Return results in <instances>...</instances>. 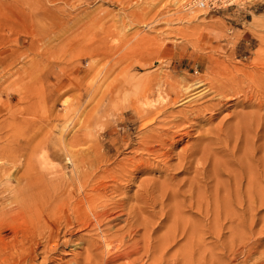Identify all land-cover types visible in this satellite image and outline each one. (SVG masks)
I'll list each match as a JSON object with an SVG mask.
<instances>
[{
  "label": "rangeland",
  "instance_id": "1",
  "mask_svg": "<svg viewBox=\"0 0 264 264\" xmlns=\"http://www.w3.org/2000/svg\"><path fill=\"white\" fill-rule=\"evenodd\" d=\"M1 1L8 2L9 0ZM192 1L194 0H35V18L37 22L32 32L27 30L24 22H20L21 19L14 14L12 9H5L0 12L1 51H4L0 94V114L2 115L0 120L1 123L3 122L1 137L3 144L1 142L0 147L1 149L5 148L7 151L9 148L7 142L11 141V136L18 137L17 141H19V145L21 144L19 147H22V149L17 154L20 155L22 153L24 156L20 155V168L16 170V172H19L14 173L16 175L15 178H17L22 173V163L27 156H33L37 153V150L39 151V148L40 150L44 149V145L46 146H44L45 150L48 149L47 151L51 152L49 156L56 162V168L61 169L65 166V153L60 145L61 141L65 140L64 143H67L72 135L77 139L94 140L92 141L93 144L91 142L93 146L89 150L86 147L80 148H83L86 153L95 150L97 155L99 154L98 147L96 149L95 145L97 143L99 146L104 144L105 153L109 157L110 162L108 166H103L101 170L106 168V171L114 172L113 175L115 177L123 172L126 175L119 180L117 179L118 176L116 177V184L119 187L123 185L120 188V193L124 192L122 193L123 195L117 192V197H115V194L110 193L107 196H114L111 198H114L115 201H118L119 197V199H123V196H125V199L127 197L126 200L124 199L125 201L117 202L121 206L116 205L117 209L115 211L121 215L112 224L113 227L117 224L115 228L109 226L112 231L109 230L108 236L113 237L114 234L116 237V234H121L120 236L126 238L129 228H126L128 225H126L127 223L124 220L128 219L130 221L133 219V221H130L133 223L135 218H138L137 222L131 224L134 225L135 238H133V233L135 232L131 233L133 241L130 240V242L132 241L129 243L130 246L126 244L118 248V250L120 252L130 251L138 249L140 246L139 254H136V256L132 255L130 260H119L111 264H124V262L127 263L129 261L132 264H162V260L165 264H183L181 257L175 258L174 256L176 253L183 251L185 238L180 236V232L177 235V248L170 250L174 253H172L173 255H165L166 258L170 256L169 259H166V262L165 257L161 258L162 249L158 250L164 239L163 237L167 235L166 233L171 226L175 225L174 220L176 221V219V224L180 227L177 231L183 227V224L186 226L185 224L188 223L187 225L191 229L190 232L193 231V233L191 232L192 238L194 235L196 241L193 240L195 248L193 247L192 258L188 259L187 264H191V262H193L192 264H220L232 259L233 254H235L236 258L230 264H241L242 259L245 258L247 247L251 244L257 246V252L250 257L247 263L254 264L259 257V253L264 252V206L257 204L256 209L251 211L256 218L250 214L249 208L251 207L248 206L251 201L256 200V203H258L257 201L264 197V195H261V192H264V186H262L264 185V75H262L264 71H261L264 68V59H262L264 58V0H227L226 2L207 3L205 6L199 4L197 7L196 5H191ZM135 76L149 78L151 81L147 79L146 82L149 83L150 81L151 84H153V79H155L154 82L156 80L160 81L164 76L161 81L167 79L172 85H179V88L191 85V82L193 84L196 80L204 79L205 82L211 83L210 90L215 89L207 91L200 99H192L189 102L183 101L182 103L185 106L182 103L174 106L170 104V106L172 105L171 107L167 105L166 107L169 108H167L165 115L162 114L158 119H162L164 116L168 118L166 119L170 122L168 127L160 128L159 123V126L156 124L158 127L156 125H152V127L142 126L148 120L147 118L138 117L130 109L124 110L122 113L115 111L116 101H119V104L121 97H114V100H110L112 96L111 90L116 91L117 84L121 81L123 84L127 77L133 78ZM150 83L144 84V86L147 85L146 88L148 89ZM250 83L251 85H249ZM155 87L156 85L153 88L155 89ZM216 90L224 93L225 96L224 94H214ZM245 90L246 93L244 92ZM236 91L239 93L235 94L236 96H232L233 92ZM157 93H153L154 95L148 92L141 93L143 96H145L144 94L146 96L149 94L147 96L149 101L155 102L151 103L152 106L145 109H160L159 107L162 104L160 102V104H157L156 102ZM110 94L111 96H109ZM208 103H210V106ZM174 108L178 110L179 116ZM171 110L174 111L172 112ZM135 115L136 117H134ZM181 116L183 117L181 118ZM12 117L16 120L13 127H11ZM87 120H89L88 123ZM172 124L171 130L170 126ZM150 129L157 136L158 134L162 135L163 138L162 143H156L157 145L155 143L151 144L152 142L149 141V145H156L153 148L154 151H152L153 149H148V147V151L145 150V145L149 142L146 143L144 138L151 133V131L149 132ZM168 130L169 132H167ZM144 132L145 134H143ZM139 135L145 136L140 137ZM111 137L112 139L116 138L119 142L122 138L121 140L127 142L129 146L127 149H122L119 145H110L109 140H111ZM141 140L146 144L143 143L142 145ZM250 144L252 149H249L251 148ZM139 147L144 149L145 152L140 151ZM99 148V151H101V147ZM209 148L212 150L209 152H212L211 154L213 155L207 152L209 155L205 157L206 150H209ZM76 149L78 150L79 148L77 147ZM247 151L249 152L247 153ZM204 153L205 155H203ZM218 154L219 156H217ZM244 154L248 156L246 157ZM6 155H9V153ZM92 155L93 153L90 154V156ZM90 156H87V158H90ZM198 158L202 159H200L201 162ZM237 158H240V161ZM256 160H259V162ZM241 167L242 170L244 167L245 171L249 170L247 174H256V180H258L256 185L254 182L253 188L257 187V190L258 186H260L258 191L249 187V183L246 182L245 178L246 172L242 171L243 177ZM248 167L254 171L252 170L251 172ZM69 169L63 171L70 175L71 168L69 167ZM114 170L119 172L115 173ZM237 170L240 173H237L238 175L236 174ZM228 173H232L233 176ZM215 175H218V178ZM235 176L240 178H236V181L235 178H232ZM246 177H250L249 174ZM241 178L242 180H240ZM239 180L242 184L239 183ZM13 181L14 179L9 183V186L7 184L6 186L14 187L16 183ZM142 181L143 183H141ZM234 181H236V187L237 184H240L237 189H242L237 192L233 190L234 193L236 192L235 196L233 191H231L236 189ZM107 182L110 185L111 180L110 182L107 180ZM145 182H147V185ZM114 184L113 182L112 185ZM245 184L248 185H246V189H253H250L253 192H249V198L245 195L247 194ZM6 186L2 185L1 187ZM143 187L147 189L144 191ZM243 187L246 190L245 194ZM254 190L261 195L260 198L259 196L257 197ZM141 191L144 193L147 191L146 194L148 195H144ZM174 191L176 192L175 194ZM229 192L232 197H224L229 195ZM238 194L241 195L238 196ZM251 194H254V197ZM189 197H192L193 200H189ZM137 198L138 200L140 198L139 201L141 202ZM223 198H226V200L230 198L226 203L231 206L233 214L235 212L238 217L240 215L243 216L240 218L246 221V223L244 222L245 228L249 226L251 217L254 218H252L255 221L252 225V235L248 227L247 230L242 227L240 231L241 229L248 231L249 233L245 232L248 236L245 235L244 231V234L241 231L245 238L231 239L230 230L228 229L229 227H234V225L230 223L229 219H226V221L223 219L224 215L222 213L224 212L225 214V210L222 207L224 206L219 205V202L224 200ZM245 198L247 201H245ZM144 199L147 200L145 201ZM198 200L202 201V207ZM218 200L219 202L216 204ZM238 200H242L241 204L243 206L237 205ZM212 201L218 206L217 209H223L224 211L218 210V212L220 211L219 213L215 211L216 213L213 212L214 215L212 211L213 209L216 210V208H213ZM144 202L147 203V206H144ZM186 202H190V204L192 202L193 204L190 206ZM122 203L125 205V209ZM131 205L135 207L134 210L136 207H141L136 209L139 215L136 214V210L134 211L132 210L133 208H130L132 207ZM245 205H247L248 210H244L245 208L243 207ZM108 207H111V205ZM126 207L132 211L130 210L129 212ZM205 209H208V213ZM123 210L125 211L124 213H122ZM127 210L129 213L126 212ZM130 214L135 215L134 218H131L130 216L132 215ZM218 214L220 215L219 218L222 217L219 219L222 222L220 221L219 223L224 224L220 240L214 237V232H217V230L212 231L214 222L210 223L212 216H214V221ZM140 221L144 226L141 225ZM124 223L125 225H123ZM119 226L123 228L120 230ZM175 226L177 227V225ZM143 227L144 229L146 228V232L143 231ZM118 229L121 232L125 229L127 231L125 230L126 233L122 234L123 232L121 233ZM142 231L146 233L143 236H141ZM110 232H113V234L111 235ZM81 234L84 235L85 233L81 232ZM92 235L90 237L89 234L84 235V237L87 236L86 240L83 237L86 244L83 242V245L78 246L79 248L76 247V250L73 251L77 253L66 256L58 264H72L71 261L74 258H79L80 254L82 256L84 252H87L86 255L94 253L89 255L90 260H92L90 264H94L95 260V262L98 261L97 264L100 263L99 261L102 262L104 257L100 254L101 251L90 248L92 246L91 241H96V237ZM183 236H186V234ZM145 239L146 241H144ZM217 240L219 243L223 241L225 243H218V245ZM229 240L231 242L235 241L236 247ZM227 242L228 244H226ZM132 243L133 245L131 246ZM134 245L136 246L133 247ZM232 246L234 247L232 249L237 250L230 249ZM147 248L148 250L150 248L149 253ZM98 251L100 252L98 253ZM232 252L235 253L232 254ZM213 257L218 260L213 261Z\"/></svg>",
  "mask_w": 264,
  "mask_h": 264
},
{
  "label": "bare ground",
  "instance_id": "2",
  "mask_svg": "<svg viewBox=\"0 0 264 264\" xmlns=\"http://www.w3.org/2000/svg\"><path fill=\"white\" fill-rule=\"evenodd\" d=\"M219 1H223V2H226L227 0H194L192 1L191 5L193 4L194 6L196 5V7L199 5V4H203L205 6V4L207 3H211V2H219ZM145 5V4H144ZM5 9H12L14 14L17 15L18 18H20V22L23 23L26 25L27 27V30H29L30 32H32L34 30V27L36 25V18H35V0H9L8 2H2L0 0V12L5 10ZM177 12V11H176ZM175 13V12H174ZM178 15V13H177ZM182 15V14H181ZM173 17V16H172ZM181 17V16H180ZM122 22V21H121ZM180 22V21H179ZM195 29V28H194ZM123 30V29H122ZM122 32V31H121ZM168 32V31H167ZM255 32V31H254ZM171 33V32H170ZM173 33V32H172ZM257 33V32H256ZM255 33V34H256ZM248 34V33H247ZM253 35V34H252ZM129 36V35H128ZM254 36V35H253ZM256 36V35H255ZM131 37V36H130ZM135 37V36H134ZM185 38V37H184ZM257 38V37H256ZM17 39V38H15ZM126 39V38H125ZM198 40V39H197ZM138 41V40H137ZM117 43V42H116ZM128 43V42H127ZM195 44V43H194ZM193 44V45H194ZM117 45V44H116ZM198 47V46H197ZM249 47V46H248ZM2 50V47H1V35H0V94H1V86H2V80H1V71L3 70L2 69V66H3V60H2V57H3V52L1 51ZM197 50V49H196ZM203 51V50H201ZM208 51V50H207ZM118 53V52H117ZM209 54V53H208ZM207 54V55H208ZM212 54V53H211ZM5 55V54H4ZM206 55V54H205ZM219 55V54H218ZM6 56V55H5ZM213 56V55H212ZM221 56V55H220ZM156 59V58H155ZM223 59V58H222ZM253 59V58H252ZM264 59V58H262ZM6 60V59H5ZM154 60V59H153ZM157 60V59H156ZM261 60V59H260ZM206 61V60H205ZM253 61V60H252ZM8 63V62H7ZM153 63V62H152ZM221 63V62H220ZM241 63V62H240ZM260 63V62H258ZM144 64V63H143ZM148 64V63H147ZM146 64V65H147ZM210 64V63H209ZM229 64V63H228ZM251 64V63H250ZM5 65V64H4ZM145 65V64H144ZM168 65V64H167ZM231 65V63H230ZM252 65V64H251ZM250 65V66H251ZM149 66V65H148ZM212 66V65H211ZM255 66V65H254ZM196 67V66H195ZM217 67V66H216ZM242 67V66H241ZM247 67V66H246ZM258 67V66H257ZM250 68V67H249ZM158 69V68H157ZM212 69V68H211ZM234 69V68H233ZM244 69V68H243ZM258 69V68H257ZM260 69V68H259ZM159 70V69H158ZM157 70V71H158ZM248 70V69H247ZM252 70V69H251ZM160 71V70H159ZM209 71V70H208ZM258 71V70H257ZM261 71H264V68H262ZM211 72V71H210ZM238 72V71H237ZM159 73V72H158ZM162 73V72H161ZM164 73V72H163ZM169 73V72H168ZM206 73V72H205ZM212 73V72H211ZM235 73V72H234ZM165 74V73H164ZM237 74V73H236ZM3 75V74H2ZM136 75V74H134ZM162 75V74H161ZM209 75V74H207ZM264 75V74H262ZM133 76V75H132ZM205 76V75H204ZM213 76V75H212ZM128 77H131V76H128ZM126 79L125 83H119L116 85L117 89L116 91L115 90H111V94L109 96L110 97V100H114L113 98H119L121 97V102L118 104L119 101H116L117 105H116V109L115 111H120V113H122L124 110H128L130 109L131 111H133L134 113H136V115H138V117H143L144 119L147 118L148 120L142 124V126H151L152 125H158V123L160 124V128H163L165 126H169L170 125V122H168L164 115L166 113V110L167 108L169 107H166L167 105L170 106V104H172L173 106L175 104H178V103H182L183 101L184 102H189L191 101L192 99L196 100V99H200L202 98L205 93H207V91H212L210 90L211 88V83L210 82H205L204 79H199V80H196L194 81V83L192 84L191 82V85L189 84L188 86H185L182 88H179V85L178 86H175L172 85L167 79H163L162 77L160 81H155V79H153V84L150 83V79L149 78H146L144 76H135L133 78H128ZM149 77V76H148ZM152 77V76H150ZM3 78V77H2ZM5 78V77H4ZM156 78V77H155ZM160 78V77H159ZM150 80L149 83V88L147 89V85L144 86V84H149L148 82H146V80ZM174 79V78H173ZM176 79V78H175ZM182 79V78H181ZM238 79V78H236ZM179 80V78H178ZM15 81V79H14ZM17 81V80H16ZM118 81V80H116ZM120 81V80H119ZM118 81V82H119ZM210 81V80H209ZM117 82V83H118ZM182 82V81H181ZM229 82V81H228ZM246 82H248L246 80ZM189 83V82H188ZM115 84V83H114ZM180 84V83H179ZM218 84V83H217ZM227 84V83H226ZM253 84V83H252ZM156 85L155 89L153 88L154 86ZM169 85V86H168ZM184 85V84H183ZM239 85V84H238ZM251 85V83L249 84ZM213 86V85H212ZM233 86V85H232ZM241 86V85H239ZM181 87V85H180ZM217 87V86H215ZM235 87V86H234ZM251 87V86H250ZM114 88V86H113ZM228 88V87H227ZM238 88V87H237ZM247 88V87H245ZM115 89V88H114ZM184 89V90H183ZM209 89V90H208ZM219 90V89H217ZM214 93H218L219 95L221 94H224V93H220L219 91H217ZM239 90V89H238ZM115 91V92H114ZM148 92V93H157V104L160 102L162 105L161 107H159L160 109H148L150 106H152L151 103H155V102H152V101H149L148 99V95L146 96V94H144L145 96L141 95V93L143 92ZM230 91V90H229ZM231 92V91H230ZM246 93V90L244 91ZM243 92V94H244ZM212 93V94H213ZM239 93V92H238ZM237 91L236 92H233V95L232 96H236L237 94ZM217 94V95H218ZM236 94V95H235ZM242 94V93H241ZM14 95V94H13ZM154 95V94H153ZM171 95H173V97H171ZM229 95V94H228ZM231 95V94H230ZM143 96V97H142ZM151 96V95H150ZM213 96V95H212ZM225 96V94H224ZM222 96V97H224ZM244 96V95H242ZM192 97V98H191ZM207 97V96H206ZM219 97V96H218ZM245 97V96H244ZM112 98V99H111ZM154 98V97H153ZM209 98V97H208ZM207 98V99H208ZM228 98V97H227ZM226 98V99H227ZM235 98V97H234ZM238 98V97H237ZM148 99V100H147ZM152 99V98H151ZM155 99V98H154ZM206 99V100H207ZM255 99V98H254ZM117 100V99H115ZM213 100V99H212ZM216 100V99H215ZM246 100V99H245ZM1 101V100H0ZM110 101V102H111ZM155 101V100H154ZM211 102V100H210ZM1 103V102H0ZM159 103V104H160ZM3 104V103H2ZM1 104V105H2ZM183 104V103H182ZM207 104V102H206ZM210 103H208L209 105ZM154 105V104H153ZM171 105V106H172ZM184 105V104H183ZM207 105V106H208ZM216 105V104H215ZM160 106V105H159ZM170 106V107H171ZM185 106V105H184ZM187 106V105H186ZM196 106V105H195ZM210 106V105H209ZM146 107H148L147 109H145ZM156 107V106H155ZM200 107V106H199ZM213 107V106H212ZM217 107V105H216ZM113 108V107H112ZM180 108V107H179ZM178 108V109H179ZM210 108V107H208ZM215 108V107H213ZM1 109V107H0ZM175 109V108H174ZM217 109V108H216ZM155 110H158V111H155ZM170 110V109H169ZM177 110V109H175ZM182 110V109H181ZM200 110V109H199ZM214 110V109H213ZM218 110V109H217ZM172 111V110H171ZM174 111V110H173ZM172 111V112H173ZM202 111V110H201ZM204 111V110H203ZM1 112V111H0ZM205 112V111H204ZM119 113V114H120ZM169 113V112H167ZM177 113H178V110H177ZM198 113V112H196ZM210 113V111H209ZM215 113V112H214ZM94 114V113H93ZM114 114V113H113ZM126 114V113H125ZM162 114H164L162 117V119H158L159 116H161ZM13 115V114H11ZM91 115V114H90ZM136 115L134 117H136ZM167 115V114H166ZM170 115V114H169ZM176 115V114H175ZM181 115V114H180ZM1 114H0V118H1ZM178 116H179V113H178ZM185 117V115H183ZM181 116V118L183 117ZM118 117V116H117ZM13 118V117H12ZM116 119V118H115ZM174 119V118H173ZM193 119V118H191ZM197 119V118H196ZM4 120V119H3ZM137 120V119H136ZM160 120V121H159ZM89 120H87V123H88ZM167 121V122H166ZM179 121V120H178ZM201 121V120H200ZM16 122L15 118H13L11 120V127L14 126V123ZM124 122V121H123ZM174 122V121H173ZM183 122V120H182ZM7 123V122H6ZM105 123V122H104ZM172 123V122H171ZM175 123V122H174ZM192 123V122H191ZM84 125V124H83ZM89 125V124H88ZM103 125V124H102ZM113 125V124H112ZM138 125V124H137ZM156 125V126H157ZM176 126V124H174ZM155 126V127H156ZM157 126V127H158ZM180 127V125H178ZM3 127V122L1 123V120H0V145H1V142H2V137H1V129ZM101 127V126H100ZM172 127H173V124L172 126H170L171 130H172ZM182 127V126H181ZM76 128V127H75ZM147 128V127H146ZM113 129V128H112ZM166 129V128H164ZM169 129V128H168ZM158 130V129H157ZM176 130V129H175ZM174 130V131H175ZM151 131V129L149 130V132ZM155 131V130H153ZM162 131V130H161ZM160 131V132H161ZM156 132V131H155ZM159 132V131H158ZM164 132V131H162ZM161 132V134H162ZM169 132V130L167 131ZM217 132V131H216ZM222 132V131H221ZM111 133V132H109ZM148 133V132H147ZM175 133V132H174ZM88 134V133H87ZM112 134V133H111ZM145 134V132L143 133ZM165 134V133H164ZM181 134V133H180ZM15 135V134H14ZM169 135V134H168ZM207 135V134H206ZM213 135V134H212ZM215 135V134H214ZM218 135V134H217ZM81 136V135H80ZM140 136V135H139ZM142 136H145V135H142ZM140 136V137H142ZM210 136V135H209ZM50 137V136H49ZM48 137V138H49ZM117 137V136H116ZM138 137V136H137ZM172 137V136H170ZM234 137V136H233ZM11 141L10 142H7V145H9L8 147V150L6 151V149H1L0 147V264H58V262L61 263V261L68 255L70 254H75L77 252H73L74 250H76V247L78 246H81L83 245V242L84 240H86V237H84V235H87L89 234V237L91 234H93L95 237H92V238H95L96 241H91V247L90 248H94L93 250H100L98 251V253L100 252L101 255H103L102 257H104V259H102V262L99 261L101 264H111V263H116L117 261L119 260H130V257L133 255L136 256V254L138 255L139 253V248L140 246L138 247V249H133V250H130V251H122L120 252L118 250V248L122 247V246H125L126 244H129L133 241L132 239V235L131 233L135 232L134 231V225H131L133 224L134 222H137V219L138 218H135L134 222L131 223L130 221L133 219H131L130 221L126 218V220H124V222L126 221V228L128 227L129 230L127 231V229H125L127 231V236L126 238L125 237H122L120 236V230L121 228L123 227H120V232L118 234L115 233V231H113L115 234H116V237L115 235L113 234V232L111 233V235L113 234V237H109L108 236V233H109V230L112 231V229H110L109 226L113 227L112 224L115 223L114 221H117L119 219V215H121L120 213L118 214L117 211H115L117 209V206L118 205V201H125L127 199H125V196H123L122 198L123 199H119L118 198V201H115L114 198H111V197H114V196H107L108 193L110 194H115V197L116 196V193L119 192L118 194H122L120 193L121 189L123 187H119L118 184H116V181L117 179H123L126 175H125V172L121 173L120 175L118 174L116 177L115 175H113L114 172L110 173L109 171L110 170H107L106 171V168L101 170L103 168V166L107 165L108 166V163L110 162V159L108 156H106V153H105V149H104V144H100V146L98 145V143L95 145L96 149L98 147V155L97 153H95L96 151L92 150L91 152H84L83 151V148H80V147H86L87 150H89L90 148H92V144L94 140H86V139H80V138H75L73 135L71 136L70 140L67 141V143L64 141H61L60 142V145L63 147V150H64V156H65V166L61 169H58L56 168V162L53 161L51 159V157L49 156L51 154V152L49 153L47 150H45V147L43 146L44 149H41L39 148V151L37 150V153L34 154L33 156H30L27 158L26 157H22V158H26L23 163H22V166H23V170H22V173H20L19 177L14 174L16 172V170H18L20 167V155H23L22 153L19 155L17 154L18 152H21L20 150L22 149V147H19V141H17V138L15 137H12L11 136ZM125 138V137H124ZM173 138V137H172ZM226 138V137H225ZM229 138V137H228ZM98 139V138H97ZM122 139V138H121ZM120 139V142L114 138L112 139L111 137V140H109V144H113V145H116V146H121L122 149H127V147L129 146V144H127V142L123 141ZM142 139V138H141ZM146 140V143L147 142H152L151 144H158V143H162V135H159L158 136L156 135V133L154 134V132L151 131L150 134L146 135V137L144 138ZM143 139V140H144ZM170 139V138H168ZM224 139V138H223ZM61 140V139H60ZM128 140V139H127ZM214 140V139H213ZM227 140V139H225ZM223 140V141H225ZM230 140V139H229ZM238 140V139H237ZM206 141V140H205ZM219 141V140H218ZM228 141V140H227ZM245 141V140H244ZM92 142V144H91ZM142 142V140H141ZM150 142L145 145L146 146V149L148 151V149H153L154 147H156V145L154 146H151L149 145ZM221 142V141H220ZM226 142V141H225ZM231 142V141H230ZM5 143V141H4ZM31 143V142H30ZM64 143V144H63ZM106 143V142H105ZM143 143L145 142H142V145ZM145 143V144H146ZM209 143V142H208ZM237 143V141H236ZM235 143V144H236ZM251 143V142H250ZM3 144V142H2ZM95 144V142H94ZM131 144V143H130ZM165 144V143H164ZM170 144V143H168ZM206 144V143H205ZM210 144H212V142H210ZM228 144V143H227ZM246 144H248L246 142ZM33 145V144H32ZM197 145V144H195ZM203 145V143H202ZM201 145V146H202ZM208 145V144H207ZM244 145V143H243ZM251 145V144H250ZM5 146V145H4ZM205 146V145H204ZM210 146V145H209ZM212 146V145H211ZM218 146V145H217ZM225 146V145H224ZM27 147V146H26ZM25 147V148H26ZM48 147V146H47ZM53 147V146H51ZM79 148L78 150L76 148ZM101 147V151L100 148ZM148 147V149H147ZM193 147V146H192ZM195 147V146H194ZM216 147V146H215ZM221 147V146H220ZM230 147V146H229ZM235 148V146H233ZM250 147V146H249ZM24 148V146H23ZM136 148V147H135ZM165 148V147H164ZM240 148V147H239ZM257 148V146H256ZM56 149V148H55ZM73 149V150H72ZM134 149V148H133ZM140 151L142 150L143 152L144 149L140 148ZM138 149V150H139ZM185 149V148H183ZM192 149V148H191ZM206 149V147H205ZM249 149H252V145H251V148ZM260 149V148H259ZM24 150V149H23ZM26 150V149H25ZM116 152H117V148L115 149ZM208 150V149H207ZM206 150V156L211 154L209 151L211 150L209 148V150L207 151ZM223 150V149H222ZM248 150V149H247ZM28 151V150H27ZM34 151V150H33ZM55 151V150H54ZM133 151V150H131ZM154 151V149L152 150ZM183 151V150H182ZM212 151V150H211ZM216 151V150H215ZM214 151V152H215ZM232 151V150H231ZM246 151V150H245ZM250 151V150H249ZM247 151V153L249 152ZM25 152V151H24ZM134 152V151H133ZM138 152V151H136ZM161 152V151H160ZM201 152V151H200ZM209 154H208V153ZM213 152V153H214ZM218 152V151H217ZM252 152V151H251ZM4 153H9V155H4ZM56 153V152H54ZM53 153V154H54ZM86 153V154H85ZM92 156H90V154H92ZM148 153V152H147ZM157 153V152H156ZM193 153V152H192ZM254 153V152H253ZM29 154V153H28ZM184 154V153H183ZM195 154V153H194ZM58 155V154H57ZM205 155V153L203 154ZM213 155V154H211ZM210 155V156H211ZM222 155V154H221ZM220 155V156H221ZM246 157L248 155L244 154ZM24 156V155H23ZM56 156V155H55ZM87 156H90V158H87ZM209 156V157H210ZM215 156V155H214ZM219 156V154L217 155ZM230 156V155H229ZM244 156V157H245ZM252 156V155H251ZM125 157V156H124ZM133 157V156H132ZM156 157V156H155ZM196 157V156H195ZM204 157V156H203ZM205 160V158H203ZM227 157V156H226ZM238 157V156H237ZM255 157V156H254ZM257 157V156H256ZM122 158V157H120ZM126 158V157H125ZM183 158V157H182ZM252 158V157H251ZM128 159V158H127ZM126 159V160H127ZM180 159V157H179ZM178 159V160H179ZM199 161L201 158H198ZM201 159V160H202ZM207 159V158H206ZM215 159V158H214ZM217 159V158H216ZM239 161H240V158H237ZM242 159V158H241ZM253 159V158H252ZM258 159V158H257ZM23 160V159H22ZM182 160V159H180ZM186 160V159H185ZM203 160V161H204ZM226 160V159H225ZM230 160V159H229ZM261 160V159H260ZM128 161V160H127ZM137 161V160H135ZM134 161V162H135ZM147 161V160H146ZM183 161V160H182ZM197 161V160H196ZM202 161V162H203ZM252 161V160H251ZM259 162V160H256ZM22 162V161H21ZM117 162V161H116ZM144 162V160H143ZM166 162V161H165ZM186 162V161H185ZM198 162V161H197ZM201 162V161H200ZM206 162V161H204ZM228 162V161H227ZM226 162V163H227ZM262 162V161H260ZM150 163V162H149ZM162 163V162H161ZM231 164V162H229ZM238 163V162H237ZM254 163V162H253ZM117 164V163H116ZM178 164V163H177ZM239 164L242 165V163L239 162ZM244 164V163H243ZM166 165V164H165ZM229 165V164H228ZM233 165V164H231ZM240 165V166H241ZM245 165V164H244ZM260 165V164H259ZM262 165V164H261ZM114 166V165H113ZM117 166V165H116ZM180 166V164H179ZM243 166V165H242ZM246 166V165H245ZM58 167V166H57ZM69 167L71 168V171H70V175H68V173L66 174L63 170H67L69 169ZM124 167V166H123ZM232 167V166H231ZM247 167V166H246ZM141 168V167H140ZM245 168V167H244ZM243 168V170H244ZM249 168V167H248ZM111 169V167H110ZM139 169V168H138ZM251 170V168H249ZM257 169V168H256ZM70 170V169H69ZM117 170V169H116ZM116 170L115 173H118ZM164 170V169H163ZM242 170V167H241V172L243 171ZM253 170V169H252ZM251 170V172H252ZM113 171V170H112ZM132 171V170H131ZM189 171V170H188ZM239 170H237L236 174L239 173L238 172ZM247 171L249 170H244V172H246V176L249 174L250 177H246V182L249 183V187H252L253 188V184L255 182V185H256V174L254 173H248L247 174ZM254 171V170H253ZM19 172V171H18ZM16 172V173H18ZM128 173V172H127ZM233 173H235L233 171ZM256 173V172H255ZM258 173V172H257ZM228 174H231L232 173H228ZM234 174V175H236ZM240 174V173H239ZM242 176H243V172L241 173ZM253 174V175H252ZM260 174V173H259ZM15 175V176H14ZM189 175V174H188ZM238 175V174H237ZM236 175V176H237ZM261 175V174H260ZM217 178H218V175H215ZM233 176V175H232ZM232 177V178H235V180L237 181L238 178H240L239 176L238 177ZM230 177V176H229ZM228 177V178H229ZM244 177V176H243ZM170 178V177H169ZM213 178V177H212ZM237 178V179H236ZM244 178V179H245ZM262 178V177H261ZM12 179H14L16 185L14 184V187H8L9 186V183L12 181ZM220 179V178H219ZM107 180H111L110 182V185H108V182ZM221 180V179H220ZM225 180V179H223ZM227 180V179H226ZM242 180V178L240 179ZM240 180H239V183H240ZM13 181V182H14ZM150 181V180H149ZM148 181V183H149ZM234 181V186L236 185ZM91 182H93L92 184H90ZM113 182L116 184L112 185ZM168 182V181H167ZM221 182V181H220ZM243 182V181H242ZM245 182V183H246ZM112 183V184H111ZM143 183V181L141 182ZM147 182H145L146 184ZM215 183V182H214ZM223 183V182H222ZM244 183V182H243ZM247 183V184H248ZM6 184L8 186H6ZM143 184V185H145ZM166 184V183H165ZM242 184V183H240ZM240 184H237V187L238 185ZM245 184V189L247 188ZM6 186V187H1V186ZM20 185V187H19ZM118 185V186H117ZM147 185V184H146ZM219 185V184H218ZM254 185V186H255ZM259 185V183H258ZM141 186V185H140ZM139 186V187H140ZM169 186V185H167ZM180 186V185H178ZM215 186V185H214ZM248 186V185H247ZM264 186V185H262ZM236 187V186H235ZM233 187V188H235ZM230 189L231 191H241L239 190L240 188L237 189ZM241 187V186H240ZM260 186H258V189H259ZM9 188V189H8ZM141 188V187H140ZM179 188V187H178ZM250 188V189H252ZM257 188V187H256ZM256 188H253L256 190ZM144 189V187L142 188ZM145 189H147L145 187ZM144 189V191H145ZM176 189V188H175ZM244 189V187H243ZM244 189V194H245V191L247 192V194L245 195H249L250 189ZM258 189L256 191H258ZM262 189V188H261ZM140 190V189H139ZM229 190V191H230ZM249 190V191H248ZM254 190V193H256V191ZM177 191V190H176ZM230 191V192H231ZM233 191V195L235 196L236 192L234 193ZM260 191V190H259ZM262 191V190H261ZM143 192V191H141ZM230 192H229V195H226L224 197L227 198L230 197ZM253 192V191H252ZM251 192V193H252ZM144 193V192H143ZM147 193V191L144 193V195ZM176 192L174 191V194ZM259 193V192H258ZM4 194V196L1 197V195ZM126 194V193H125ZM139 194V193H138ZM173 194V193H172ZM242 194V193H241ZM241 194H238V196H240ZM243 194V195H244ZM123 195V194H122ZM121 195V196H122ZM148 195V194H146ZM189 195V194H188ZM252 195V194H251ZM250 195V196H251ZM254 195V194H253ZM252 195V196H253ZM261 195H264V192H261ZM260 194H257V197L261 196ZM127 196V194H126ZM133 196V195H132ZM143 196V195H141ZM177 196V195H175ZM191 196V195H189ZM251 196V197H252ZM144 197V196H143ZM149 198V196H147ZM215 197V196H214ZM232 197V196H231ZM242 197V196H241ZM254 197V196H253ZM147 198V199H148ZM198 198V197H197ZM202 198V197H201ZM199 198V199H201ZM226 198L224 200H226ZM249 198V196H248ZM258 198V199H259ZM125 199V200H124ZM146 199V200H147ZM193 198L192 197H189V200ZM230 200V198H228ZM227 199V200H228ZM235 199V198H234ZM253 199H256V198H253ZM260 199H261V202H260ZM256 203V200L255 201H251L250 204L248 206H250L251 208H249L250 212L255 210L256 209V205H260V206H264V197L260 198ZM117 200V199H116ZM136 200V199H135ZM138 200V198H137ZM140 200V198H139ZM138 200V201H139ZM145 200V199H144ZM145 200V201H146ZM191 200V201H192ZM223 200V201H224ZM224 201L223 204H221V202H219V200L216 202V204H218V202L220 203L219 205H222L224 207V210H225V214L224 212L222 213L224 215L223 219L226 221V219H229L230 220V223H232L234 225V227L230 228L228 230H230L229 234L231 235L230 237H232L231 239H234L235 238H241L243 237V234L246 232L247 230V227L249 228V231H251V235H252V225L254 224V215H253V212H251L250 214L254 217H251V222L249 224V226H247L245 228V223L246 221H243L242 218L240 217H243L242 215H240V217L237 216V214L234 212V214L232 213V210H231V206L228 205L226 202ZM232 200V199H231ZM249 200V199H248ZM252 200V199H251ZM196 201V200H195ZM205 201V200H204ZM236 201H237V198H236ZM245 201H247V199L245 198ZM244 201V202H245ZM141 202V201H139ZM148 202V201H147ZM155 202V201H154ZM193 202V201H192ZM191 202V204H193ZM198 202L201 204V200ZM207 202V201H206ZM230 202V201H229ZM228 202V203H229ZM242 200H238L237 202V205H239L240 207L243 206L241 204ZM243 202V203H244ZM120 203V202H119ZM187 204L190 202H186ZM198 203V204H199ZM213 203V201H212ZM232 203V202H231ZM249 203V202H248ZM247 203V204H248ZM121 204V203H120ZM139 204H142V203H139ZM138 204V205H139ZM145 204L144 206H147L146 204L147 203H143ZM190 204V206H191ZM196 204V202H195ZM213 203V208H216V210L213 209L212 213H219L218 210H221V211H224L223 209H217V205ZM230 204V203H229ZM236 204V203H235ZM111 207H108L110 206ZM197 205V204H196ZM195 205V206H196ZM203 204H201V207H202ZM255 205V207H253ZM119 206V205H118ZM121 206V205H120ZM119 206V207H120ZM122 206L124 207L125 205H123L122 203ZM127 206V205H126ZM132 206V205H131ZM133 206H135L133 204ZM130 207V208H133L132 210H134L135 207ZM140 206V205H139ZM177 206V205H176ZM210 206V205H209ZM230 206V207H229ZM246 206V207H245ZM243 208H245L244 210H248V207L247 205H245ZM123 207H121L123 209ZM128 207V206H127ZM126 207V208H127ZM143 207V206H142ZM177 207H180V206H177ZM182 207V206H181ZM194 207V206H193ZM198 207H200V205H198ZM204 207V206H203ZM221 207V206H220ZM138 207H136L137 209ZM141 208V207H139ZM138 208V209H139ZM175 208V207H174ZM207 208H208V205H207ZM242 208V209H243ZM247 208V209H246ZM259 208V206H258ZM125 209V207H124ZM128 209V208H127ZM135 209V210H136ZM182 209V208H180ZM179 209V210H180ZM200 209V208H198ZM121 210V209H120ZM129 212L131 209H128ZM128 210L126 211L127 213ZM131 210V211H132ZM134 210V211H135ZM143 210V209H142ZM201 210V209H200ZM206 211L208 209H205ZM204 210V211H205ZM133 211V212H134ZM137 211V210H136ZM144 211V210H143ZM143 211H140V212H143ZM205 211V212H206ZM216 211V212H215ZM125 211L123 210L122 213H124ZM186 212V211H185ZM247 212V211H246ZM256 212V211H255ZM254 212V213H255ZM182 213V212H180ZM208 213V211H207ZM213 213V214H214ZM243 213V211H242ZM248 213V212H247ZM257 213V212H256ZM118 214V216H117ZM136 214H138V211L136 212ZM144 214V213H143ZM212 214V215H213ZM126 215V214H125ZM132 215V214H130ZM128 215V216H130ZM139 215V214H138ZM142 215V214H141ZM215 215V214H214ZM221 215V213H220ZM219 214L215 217L214 221H213V218L214 216H212V221H210V223L212 224L213 222V226H212V231L214 232V230H217V232H214L215 236L217 239L220 240V236H221V232H222V229H223V225L224 224H220L219 222L222 220H219L221 218H219L220 216ZM245 215V213H244ZM249 215V213H248ZM127 216V218H128ZM133 216V217H132ZM130 216L131 218H134L135 215H132ZM247 216V215H245ZM256 216V215H255ZM126 217V216H125ZM137 217V215H136ZM140 217V216H138ZM147 217V216H146ZM145 217V218H146ZM149 218V217H148ZM253 218V219H252ZM145 221V219H143ZM142 220V222H144ZM246 220V219H245ZM130 223H129V222ZM180 221V220H179ZM178 221V222H179ZM224 221V222H225ZM122 222V221H121ZM141 222V221H140ZM141 222V225L143 224ZM151 222V221H150ZM177 222V219L176 221L174 220V223L175 225H177V227L175 225H173V227L171 226V228L169 229V231L166 233L167 235L164 236L159 248V249H162L161 251V258L163 259L165 257V255H171L173 252H171L172 250L171 249H174L175 247L177 248L176 244H177V235H178V232H180V236H182V238H185V243H183V251L180 253H176L174 256L175 258H177L178 256L182 258V261H183V264H187V261L188 259L190 260L192 258V254H193V247L195 248V246L193 245V242L195 241V237L193 235V238H192V235H191V232L193 233V231L190 232V227H188V223L185 224L187 226V229H186V226H184L183 224V227H181V229H179L177 231L178 228V224H176ZM245 222V223H244ZM193 223V222H192ZM244 223V225H243ZM145 224V223H144ZM152 224V223H151ZM180 224V222H179ZM191 224V223H190ZM194 224V223H193ZM117 225V224H116ZM115 225V227H116ZM125 225V223L123 224ZM140 225V223H139ZM157 225V224H156ZM122 226V225H121ZM144 226V225H142ZM148 226V225H146ZM113 227V228H115ZM132 227H133V230H132ZM136 227V226H135ZM245 228L246 230H242V233L244 231V233L242 234L241 231H240V228ZM196 228V227H195ZM210 228V227H209ZM140 229V227H139ZM144 229V227H143ZM146 229V228H145ZM145 229L143 230L144 232ZM148 229V228H147ZM115 230V229H114ZM124 230V231H125ZM194 230V229H193ZM209 230V229H208ZM226 230V228H225ZM227 230V231H228ZM117 231V230H116ZM122 231L121 233L124 234L126 233V231L124 232ZM138 231V230H137ZM142 231V234L141 236H143V234H146ZM211 231V233H212ZM81 232H84L85 234L82 235ZM150 232V230H149ZM198 232V231H197ZM140 233V232H139ZM246 233H249L248 231ZM245 233V235H247ZM80 234V235H79ZM134 234V237L135 238V233ZM184 234H186V236H183ZM196 234V233H195ZM92 235V236H93ZM138 236V235H137ZM248 236V235H247ZM246 236V237H247ZM250 236V235H249ZM83 237L85 238L83 240ZM88 237V238H89ZM222 237V236H221ZM143 238V237H142ZM245 238V237H243ZM242 238V239H243ZM128 239V240H126ZM144 239V238H143ZM143 239H142V242H143ZM148 239V238H147ZM248 239V238H246ZM130 240H132L130 242ZM194 240V241H193ZM90 241V240H88ZM87 241V242H88ZM146 241V239L144 240ZM216 241V240H215ZM218 241V240H217ZM222 241V240H221ZM227 241V240H226ZM231 242V240H229ZM259 241V240H258ZM140 242V241H139ZM181 242V241H180ZM196 242V241H195ZM224 242V241H223ZM223 242H220V243H223ZM233 242V241H232ZM231 242V243H232ZM85 243V242H84ZM148 243V242H147ZM219 243V241L217 242V244ZM219 243V244H220ZM225 243V242H224ZM234 245H235V241L233 242ZM86 244V243H85ZM142 244V243H141ZM144 244V243H143ZM146 244V243H145ZM195 244V243H194ZM216 244V243H214ZM216 244V246H217ZM218 244V245H219ZM228 244V242L226 243ZM256 244V243H255ZM133 245V243L131 244V246ZM137 245V244H136ZM136 245H134L133 247H135ZM149 245V244H148ZM230 245V244H229ZM259 245V244H258ZM87 246V245H86ZM127 246H130L127 245ZM138 246V245H137ZM179 246V244H178ZM223 246V245H222ZM221 246V247H222ZM226 246V245H224ZM231 246V245H230ZM143 247V246H142ZM161 247V248H160ZM236 247V245L234 246ZM233 246L230 248H234ZM79 248V247H78ZM175 248V249H176ZM182 248V247H181ZM215 248H218V247H215ZM246 248V247H245ZM248 249L246 250L245 252V258L242 259V262L241 264H248L247 261L249 262L250 260V257L255 254L257 251V246L254 245V244H251L250 246L247 247ZM86 249V248H85ZM88 249V248H87ZM224 249V248H223ZM221 249V250H223ZM229 249V250H230ZM150 250V248H149ZM149 250L147 248V251L149 253ZM171 250V251H170ZM180 250V249H179ZM196 250V249H195ZM232 250H237V249H232ZM230 250V251H232ZM82 251V250H81ZM86 251V250H85ZM90 251V250H89ZM88 251V252H89ZM146 251V252H147ZM209 251V250H208ZM239 251V250H238ZM169 252V253H167ZM171 252V253H170ZM175 252V251H174ZM196 252V251H195ZM82 253V252H80ZM87 253V252H86ZM86 253H82V256L80 254V257L79 258H74L71 262L72 264H81L82 261L83 263L82 264H90L92 260H90V257L89 255H91L92 253L86 255ZM96 253V252H95ZM158 253V251H157ZM235 253V252H232V254ZM244 253V252H243ZM94 254V253H93ZM92 254V255H93ZM174 254V253H173ZM172 254V255H173ZM84 255V256H83ZM86 255V256H85ZM96 255L98 256V254L96 253ZM224 255V254H223ZM243 255V254H242ZM74 256V255H73ZM72 256V257H73ZM76 256V255H75ZM77 256H79L77 254ZM146 256V255H145ZM160 256V255H159ZM213 256V255H211ZM225 256V255H224ZM222 256V257H224ZM71 257V256H70ZM81 257L85 258L84 260L81 259ZM101 257V258H102ZM142 257V256H141ZM170 257V256H169ZM165 257V262L167 261L166 259H169ZM217 257V256H216ZM234 257V258H233ZM233 257L232 259L228 260L227 262L224 261V263L222 262V260L219 259V261H221L222 263L220 264H230L233 260H235V254H233ZM257 257V256H256ZM69 258V257H68ZM92 258V257H91ZM95 258V257H94ZM101 258H98V259H101ZM158 258V257H157ZM174 258V257H173ZM214 258V257H213ZM221 258V256H220ZM227 258V257H226ZM159 259V258H158ZM171 259V258H170ZM180 259V258H179ZM223 259V258H222ZM133 260V259H132ZM140 260V259H139ZM143 260V259H141ZM178 261V259H176ZM195 260V259H194ZM218 259H215L213 261H217ZM81 261V262H80ZM96 261V260H95ZM94 261V264L97 262ZM154 261V260H153ZM130 262V261H129ZM127 262L124 264H132V262ZM154 262H157V261H154ZM153 262V263H154ZM170 262H172L170 260ZM174 262V261H173ZM181 262V260H180ZM99 263V264H100ZM138 263V262H137ZM193 262H191L192 264ZM93 264V263H92ZM118 264V263H117ZM123 264V263H121ZM162 264H165L162 260ZM175 264V263H174ZM180 264V263H178ZM206 264V263H205ZM214 264V263H213ZM217 264V263H216ZM251 264V263H250ZM254 264H264V252H260L259 253V257L257 258V261L254 262Z\"/></svg>",
  "mask_w": 264,
  "mask_h": 264
}]
</instances>
